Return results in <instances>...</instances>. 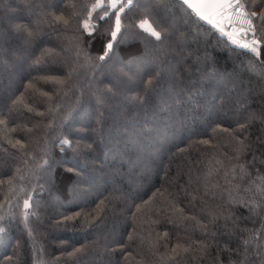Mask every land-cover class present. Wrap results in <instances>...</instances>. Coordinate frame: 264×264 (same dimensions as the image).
I'll return each mask as SVG.
<instances>
[{
	"label": "trees",
	"instance_id": "16d2710c",
	"mask_svg": "<svg viewBox=\"0 0 264 264\" xmlns=\"http://www.w3.org/2000/svg\"><path fill=\"white\" fill-rule=\"evenodd\" d=\"M7 7H0V48L7 49L4 57L12 62L8 72L0 73V93L7 94L11 82L12 87L23 91V84L32 78L44 73L62 75V66L59 63H49L41 67L39 72L23 71L18 57L25 55L20 39L13 33L16 24L31 23L35 19L38 9H32L29 15L25 9V0H5ZM83 0H32L33 4L50 3L53 10L69 13V7L75 3L79 5ZM138 13L133 10L125 19L129 31ZM162 24L169 27L172 35L159 45V52L135 42L131 47L144 52L143 67L139 75L146 78L148 72L155 71L157 63L162 67L179 63L191 66L190 71H183L182 76L176 77L165 71L160 79V85L143 102H138L132 97L138 87L123 90L121 94L112 98V110L104 122L105 141L100 143L98 126L96 123L97 105L89 98V93L97 83L107 84L109 81L119 87L120 71L122 64H105L101 67H85L80 76L74 80L67 94L54 98L60 105V112L72 110V117L67 122L66 130L79 138L82 144H94L95 151L89 154L87 160L80 158L79 163L85 173L91 177L86 194L81 195V189L76 188L71 180V174L65 173L63 168L57 167L54 173L55 180L46 183L44 190L36 189L33 204L39 205L37 211L39 219L29 217V224L33 234L29 236L21 221L19 209H15V219L3 213L4 219L0 227L5 228V234L0 242V264H74L62 253L70 251L72 247H79L90 241L99 239L101 244L108 243L112 251L101 253L89 252L78 258L75 264H161L160 256L154 255L146 244H141L139 237L129 242L128 233L134 228L139 232L141 223H133L132 213L136 212V204L153 198L159 201L160 192L174 193L180 207L191 208L194 213H199L200 200L193 201L196 206L188 203L191 196L188 192L189 174L199 175L206 171L209 155L221 158L233 154V144L226 133L217 128H235L237 118L243 119L241 110L237 116L235 103L241 89H248L251 99L250 109L264 111V80L257 74L245 70L250 54L226 43L217 35L207 36L202 40H194L191 35L182 43L178 40L181 32L190 33L195 25L185 21L177 10H169L162 14ZM205 27H208L205 25ZM6 38V39H5ZM67 43L64 36H58L55 31L45 32L35 41L30 49V54L38 55L41 48H55L60 51L63 44ZM99 43L93 42L90 53L93 58L99 54ZM121 59L127 58V49L120 46L117 49ZM159 60H156V57ZM199 58V59H198ZM264 58V56H262ZM124 71H127L124 68ZM227 73L237 76V87L233 91L227 82L213 80L212 73ZM36 88L51 91L53 85L38 81ZM84 94L85 103L77 106L78 98ZM27 96L39 97L38 92L29 89ZM40 110L47 108V104L39 105ZM31 114H25V117ZM48 114L46 113V116ZM59 115V113H57ZM25 117L14 116L13 119L20 123ZM48 118H51L50 116ZM35 119H43L35 117ZM31 124H29V127ZM81 131H76V130ZM252 149L245 159L251 162L250 171L253 176L264 175V123L257 120L248 128ZM16 138H23L25 133L19 131L13 134ZM210 140L209 145L199 143ZM0 144H4L0 140ZM10 151H14L10 146ZM35 149L36 146L33 145ZM59 158V148L53 149ZM65 151L71 155L70 149ZM94 162V163H93ZM16 161L0 152V175L11 174ZM259 170V172H257ZM216 179L223 184L222 176ZM33 185L36 183L32 178ZM40 183H45L41 180ZM114 187L119 189L114 192ZM3 196L0 195V200ZM101 201H105L103 218L104 222L98 227H88L80 221L57 224L62 215L71 214L73 211L84 209L91 211ZM224 203V201H215ZM230 212V219L217 220L209 228L216 233L215 241L206 254L188 256L180 260V264H230L233 259H239L235 249L239 240L230 236L232 221H236L241 228H259L261 218L251 216L248 208L241 204L225 205ZM202 215V214H201ZM139 216V214H138ZM152 220L157 215L151 216ZM206 222V221H205ZM148 227L147 224L144 225ZM153 236L156 232L169 233V246L175 243L177 232H183V226L170 223L161 216L160 222L151 225ZM143 235H147L144 232ZM196 237H202L197 231ZM120 240L128 246L121 249L114 242ZM164 240H161L163 245ZM91 247V245H90ZM164 253L163 246L159 249ZM6 257H12L11 260ZM260 257L255 254L248 256V264H259ZM170 264V262H169Z\"/></svg>",
	"mask_w": 264,
	"mask_h": 264
},
{
	"label": "snow or ice",
	"instance_id": "6c2138e0",
	"mask_svg": "<svg viewBox=\"0 0 264 264\" xmlns=\"http://www.w3.org/2000/svg\"><path fill=\"white\" fill-rule=\"evenodd\" d=\"M0 7H7L5 0H0ZM24 7L29 15H32L33 8L38 11L31 23L16 24L13 27V33L20 39L25 53L24 56L18 57L22 70L31 75L49 63H59L63 70L62 75L44 73L32 76L23 84V91L12 87L10 82L7 94L0 93V140L14 150L10 151L9 147L0 144V152L16 161L11 174L0 175V195L3 196L0 200V222L4 219L3 213L6 209L13 219L14 210L19 209L21 221L29 236L33 234L29 217L39 219L40 216L37 211L39 205L33 204L34 193L37 188L44 190L46 183L55 180L57 167L63 168L65 173L75 178L70 183L81 189V195L86 194L91 181V177L81 167L79 159L87 160L89 154L95 151L94 144H82L79 138H74V134L66 130L72 110L61 113L60 105L54 98L61 94L66 95L75 86L74 80L86 66L102 68L105 64H122L119 87L110 81L107 84L97 83L89 93V98L98 106L95 118L100 132L99 140L103 144L104 122L112 110V98L123 90L138 87L132 99L143 102L147 95L159 87L165 71L180 77L183 71L191 70V66L182 67L178 62L167 67L157 63L155 71L148 72L145 69L146 78L139 75L144 66V52L131 45L139 41L145 45V49L151 45L154 51L159 52V45L172 35L169 27L161 22L162 14L170 9H178L186 23L195 25L190 33H180L178 40L181 43L189 35L194 40H202L218 34V39L223 38L227 44L244 50L250 54L248 64L244 66L245 70L264 80V0H83L79 5L71 4L69 7L72 11L69 13L53 10L50 3L33 4L32 0H25ZM133 10L138 15L131 26L134 30L129 31L125 19ZM46 29L55 31L58 36H64L67 43L61 46L60 51L55 48H41L38 55L30 54L35 41ZM93 42L100 45L99 54L95 58L90 53ZM120 46L127 49L126 59H121L117 52ZM6 51L7 49L0 48V73L8 72L12 67V62L3 55ZM156 60H159L158 56ZM124 68L127 71H124ZM211 78L217 82H227L233 91L237 87L238 78L235 74L213 72ZM38 81L53 85V89H37ZM29 89L38 92L42 99L37 100L35 95L27 96ZM261 91L264 92V89ZM84 103V94L81 93L77 106ZM235 103L238 117L241 110H246L243 119L237 118L235 128H220L217 125V128L213 129L214 133L219 129L228 135L233 144V154L225 158L209 155L206 171L195 176L189 174L188 187L191 191L188 195L191 199L188 203L195 208L193 201L200 200L199 213H194L191 208L180 207L174 193L165 194L159 190V201L155 200L157 194L154 193L153 198L135 205L136 212L132 213L133 223L139 220L141 227L139 232L136 228L129 232L127 239L132 242L139 237L141 244H146L154 255L160 256L161 264H180V260L185 257L206 254L216 237L209 225H215L221 218L229 220L230 212L225 205L237 203L248 208L251 216L260 217L261 223L259 228L248 229L241 228L236 221H232L233 227L228 234L236 237L239 243L235 249H228L225 244V249L235 251L239 259H233L230 264H248V256L251 254L258 255L259 264H264V175L253 176L250 171L251 162L245 159L247 153L253 150L248 128L257 120L264 123V111L256 112L250 109L248 89H241ZM41 104H47L43 111L39 107ZM26 113L31 115L25 117ZM14 116L25 119L17 123L13 119ZM49 116L51 118H48ZM18 130L25 133L23 138L13 135ZM199 143L212 146L210 140H202ZM33 145L36 146L35 149ZM55 148H59L60 153H63L59 158L53 151ZM66 148L71 150V155L65 151ZM255 159L253 150V161ZM217 176H222L223 184L216 179ZM32 178L36 180L34 185ZM41 180L45 183H40ZM113 191L118 192L119 189L114 187ZM218 200L224 203H216ZM104 206L105 201H101L91 211H73L71 214L62 215L56 223L67 225L80 221L88 227H98L104 222ZM153 214L157 215V219H151ZM161 216L184 228L182 233H176L175 243L171 246L167 231L162 234L156 232L153 236L151 225L159 223ZM145 224L148 225L147 228L144 227ZM5 231L4 227H0V238ZM197 231L202 233V237L194 235ZM144 232H147L146 236L143 235ZM114 242L121 249L128 246L120 240ZM161 246L165 249L164 253L159 251ZM112 250L114 249H111L108 243L101 244L100 240L96 239L79 247H72L62 255L66 254L75 264L80 256L89 252L102 254ZM6 259L11 260L12 257Z\"/></svg>",
	"mask_w": 264,
	"mask_h": 264
}]
</instances>
